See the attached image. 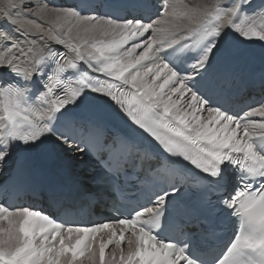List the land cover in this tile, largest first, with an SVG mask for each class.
I'll use <instances>...</instances> for the list:
<instances>
[{"label":"snow or ice","instance_id":"snow-or-ice-1","mask_svg":"<svg viewBox=\"0 0 264 264\" xmlns=\"http://www.w3.org/2000/svg\"><path fill=\"white\" fill-rule=\"evenodd\" d=\"M159 3L147 17L91 14L85 0L0 3V166L16 149L50 140L85 151L80 141L100 126L75 113L94 108L148 142L113 141L115 163L104 171L113 186L132 169L168 177L143 202L94 226L0 200V264H264V119H251L264 118V101L232 111L206 83L217 58L232 54L229 38L264 42V0ZM178 172L202 182L212 211L232 220L223 248H206L192 233L168 235Z\"/></svg>","mask_w":264,"mask_h":264},{"label":"bare ground","instance_id":"bare-ground-1","mask_svg":"<svg viewBox=\"0 0 264 264\" xmlns=\"http://www.w3.org/2000/svg\"><path fill=\"white\" fill-rule=\"evenodd\" d=\"M197 1H198V2H197ZM178 2L186 3V4H188V5H192L193 3L197 2V3L193 4V5H197V4H201V3H208V4H210V3L212 2V0H185V1L178 0ZM0 3H2V0H0ZM95 15H96V14H95ZM79 155H80V152L74 151V150H72V149H71V154H69V153H66V154H65V156H67V157H79ZM17 161H18V158H17V156H16V150H15L14 153L12 154L11 159L8 160V162L10 163V165L4 167V169L0 172V174L4 173V172H6V171L9 172V171L13 170V168H14L15 165L17 164ZM8 162H7V163H8ZM93 168H95V166H93ZM92 178H93V175H88V176L86 177V179H92ZM91 183H92V182H91V180H90L88 183H86V185H91ZM101 213L106 214V211L101 212ZM98 246H99V244L97 243V245H96L97 249H98ZM121 247L125 248V251H126V247H125L123 244L121 245ZM111 249H112V246L110 247V249H109V251H108V256H107V258L109 257V254H110ZM86 259H87V258H85V260H86Z\"/></svg>","mask_w":264,"mask_h":264},{"label":"rangeland","instance_id":"rangeland-1","mask_svg":"<svg viewBox=\"0 0 264 264\" xmlns=\"http://www.w3.org/2000/svg\"><path fill=\"white\" fill-rule=\"evenodd\" d=\"M197 2H198V1H197ZM197 2H195V3H197ZM195 3H193V4H195ZM193 4H192V5H193Z\"/></svg>","mask_w":264,"mask_h":264}]
</instances>
